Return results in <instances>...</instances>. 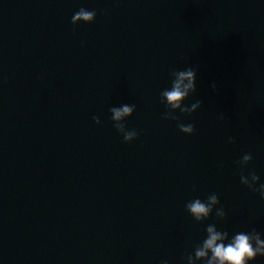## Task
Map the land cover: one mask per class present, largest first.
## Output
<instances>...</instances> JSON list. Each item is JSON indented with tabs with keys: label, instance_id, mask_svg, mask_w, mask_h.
Returning a JSON list of instances; mask_svg holds the SVG:
<instances>
[{
	"label": "water",
	"instance_id": "95a60500",
	"mask_svg": "<svg viewBox=\"0 0 264 264\" xmlns=\"http://www.w3.org/2000/svg\"><path fill=\"white\" fill-rule=\"evenodd\" d=\"M80 8L95 22L73 25ZM188 67L202 107L165 120ZM252 171L264 183V0H0V264H187L211 224L264 239ZM211 194L226 218L196 221Z\"/></svg>",
	"mask_w": 264,
	"mask_h": 264
},
{
	"label": "clouds",
	"instance_id": "9594fccd",
	"mask_svg": "<svg viewBox=\"0 0 264 264\" xmlns=\"http://www.w3.org/2000/svg\"><path fill=\"white\" fill-rule=\"evenodd\" d=\"M96 11H90L86 8H80L73 17L72 24L77 25L83 23H94L96 20ZM171 88H166L161 92V103L166 105L167 112L163 114L165 120L179 121V117L174 115L176 111L191 115L202 107L203 101L197 100L190 107L185 106L184 102L197 91L196 78L197 70L188 67L186 70L172 71ZM211 88L213 92H219V86L216 82H212ZM136 110V105L123 104L120 107H112L110 109L111 119L114 127L122 134L126 143H131L138 138L139 133L136 130H129L125 124L127 118L131 117ZM96 124H100L101 120L98 116L93 117ZM221 120L225 116L221 114ZM181 132L187 135L195 134V126L193 124L178 123ZM230 143H235L234 137L229 138ZM253 160L251 153L243 155L238 161L241 168H246ZM241 183L247 186L252 192L259 193L264 199V183H259L260 177L255 171L248 175L240 174ZM259 184V187L256 185ZM220 199L217 194H211L207 197V202L197 198L187 203L188 212L198 222L203 223L210 218L215 210L219 219L226 218V213L222 207L217 208ZM207 236L202 243L197 244L194 248V254L186 256L187 264H249L254 262L258 257H264V239L261 233L252 229L250 232H238L229 236L228 232H222L217 229L214 224L207 226ZM163 264H167L164 261Z\"/></svg>",
	"mask_w": 264,
	"mask_h": 264
}]
</instances>
